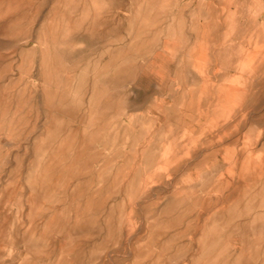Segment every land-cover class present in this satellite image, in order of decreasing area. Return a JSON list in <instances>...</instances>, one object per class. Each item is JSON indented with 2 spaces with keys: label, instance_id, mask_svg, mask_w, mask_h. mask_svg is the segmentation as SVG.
<instances>
[{
  "label": "rangeland",
  "instance_id": "rangeland-1",
  "mask_svg": "<svg viewBox=\"0 0 264 264\" xmlns=\"http://www.w3.org/2000/svg\"><path fill=\"white\" fill-rule=\"evenodd\" d=\"M0 264H264L263 0H0Z\"/></svg>",
  "mask_w": 264,
  "mask_h": 264
},
{
  "label": "crops",
  "instance_id": "crops-1",
  "mask_svg": "<svg viewBox=\"0 0 264 264\" xmlns=\"http://www.w3.org/2000/svg\"><path fill=\"white\" fill-rule=\"evenodd\" d=\"M263 3H264V0H263Z\"/></svg>",
  "mask_w": 264,
  "mask_h": 264
}]
</instances>
